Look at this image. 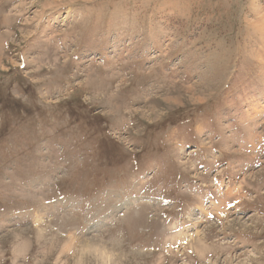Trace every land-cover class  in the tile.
Returning <instances> with one entry per match:
<instances>
[{
    "label": "rangeland",
    "instance_id": "1",
    "mask_svg": "<svg viewBox=\"0 0 264 264\" xmlns=\"http://www.w3.org/2000/svg\"><path fill=\"white\" fill-rule=\"evenodd\" d=\"M0 264H264V0H0Z\"/></svg>",
    "mask_w": 264,
    "mask_h": 264
},
{
    "label": "bare ground",
    "instance_id": "2",
    "mask_svg": "<svg viewBox=\"0 0 264 264\" xmlns=\"http://www.w3.org/2000/svg\"><path fill=\"white\" fill-rule=\"evenodd\" d=\"M180 236V235H179ZM182 236V235H181ZM181 239V238H180ZM178 240V239H177Z\"/></svg>",
    "mask_w": 264,
    "mask_h": 264
}]
</instances>
